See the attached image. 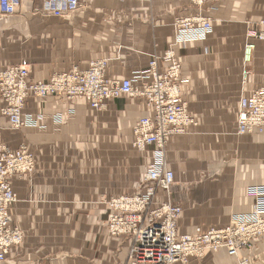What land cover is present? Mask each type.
<instances>
[{"label":"crops","instance_id":"0c3cea01","mask_svg":"<svg viewBox=\"0 0 264 264\" xmlns=\"http://www.w3.org/2000/svg\"><path fill=\"white\" fill-rule=\"evenodd\" d=\"M79 1L62 18L46 15L38 0H23L13 16L0 14V72L23 65L30 80L46 82L103 60L105 78L122 81L144 76L152 58L172 51L181 61L180 95L197 122L165 150L175 178L168 198L183 208L178 234L220 229L249 213L247 189L264 185V135L237 136L235 120L240 99L264 89V41L247 37L259 30L264 0ZM199 16L211 20L207 37L177 42V22ZM166 67L158 61L160 72ZM23 113L41 116V127L14 130L0 115V144L26 146L36 161L33 175L11 181L12 218L24 242L3 264H127L132 240L108 233L106 200L135 194L146 166L160 162L154 146L140 153L132 147L137 120L150 108L135 97L100 110L84 100L30 98ZM157 196L167 200L162 191ZM186 264H264V238L236 257L219 251Z\"/></svg>","mask_w":264,"mask_h":264},{"label":"built area","instance_id":"2783aa9c","mask_svg":"<svg viewBox=\"0 0 264 264\" xmlns=\"http://www.w3.org/2000/svg\"><path fill=\"white\" fill-rule=\"evenodd\" d=\"M41 10L57 18L75 13L79 0H38ZM132 1V0H129ZM22 0H0V14L14 15ZM259 30L249 31L248 38L264 41V19L257 24ZM177 42L204 40L211 32V20L205 17L184 19L177 22ZM254 45H246L245 62L250 61ZM166 62V70L160 72L158 61ZM180 59L172 51L161 58L154 57L148 63L146 74L150 81L138 83L141 76L122 81L107 80L104 76L106 63L93 60L87 70L77 68L70 72L52 74L46 82L28 81L26 66H13L0 73V98L4 106L1 114L14 130L24 126H39L41 116L25 119L23 108L27 98L36 100L48 97L73 102L84 100L92 110L121 97L140 98L150 108L151 115L139 118L133 129L132 147L144 152L154 146L160 162L153 160L144 172L137 192L127 196L111 198L109 207L112 215L107 222L110 236H126L132 240L127 264H186L190 258L202 259L209 253L224 251L235 257L241 250L250 249L264 238V186L251 187L247 196L253 200L251 212L235 216L232 222L220 229L206 233L179 235L178 222L182 215L180 204L169 200L174 186V174L166 167L165 150L169 139L186 133L197 126L189 114L187 104L179 90ZM247 72L243 73V80ZM238 133L252 128H264V89L258 88L239 101L236 117ZM240 130H242L240 132ZM36 167L34 155L26 146L15 152L0 145V262L12 249L23 243L21 230L12 221V208L16 195L11 181L33 175ZM164 192L167 200L160 201L157 193Z\"/></svg>","mask_w":264,"mask_h":264},{"label":"rangeland","instance_id":"374dc122","mask_svg":"<svg viewBox=\"0 0 264 264\" xmlns=\"http://www.w3.org/2000/svg\"><path fill=\"white\" fill-rule=\"evenodd\" d=\"M181 96V95H180ZM181 98H182V96H181ZM183 100V99H182ZM1 102H2V99H1ZM185 102V101H184ZM186 103V102H185ZM187 104V103H186ZM187 108H188V105H187ZM28 118V116L26 115V117H25V119H27ZM242 130H240V132H241ZM235 134L237 135V136H245V135H250V134H257V135H259V136H261V135H264V128H252V129H249V130H245L244 132H242V133H238V131H237V129L235 128ZM2 145H4V144H2ZM6 146V145H5ZM9 148V147H8ZM10 150H12V151H15V150H13V149H11V148H9ZM12 185V184H11ZM261 186H264V185H261ZM253 187H259V186H253ZM113 197H116V196H112V197H110V198H108L107 200H106V205H107V207H108V209H109V211H110V217H111V215H112V210H111V208L109 207V202H110V200H111V198H113ZM174 203H176V204H180V203H178V202H174ZM180 206H181V204H180ZM181 208H182V206H181ZM251 209H252V206H251ZM251 209H250V212H251ZM182 210H183V208H182ZM249 212V213H250ZM249 213H247V214H249ZM247 214H238V215H235V216H240V215H247ZM182 216V215H181ZM235 216H233V218L235 217ZM110 217H109V219H110ZM108 219V220H109ZM233 220V219H232ZM12 221H13V218H12ZM19 228V227H18ZM224 228V227H223ZM20 229V228H19ZM21 230V229H20ZM21 232H22V230H21ZM22 234H23V232H22ZM24 237V236H23ZM23 242H24V239H23ZM23 244V243H22ZM20 247V246H19ZM12 250H14V249H12ZM11 250V251H12ZM11 251H9V253L7 254V256L10 254V252ZM7 256H6V258L4 259V261L3 262H5L6 261V259H7ZM3 264V263H2Z\"/></svg>","mask_w":264,"mask_h":264},{"label":"bare ground","instance_id":"6f19581e","mask_svg":"<svg viewBox=\"0 0 264 264\" xmlns=\"http://www.w3.org/2000/svg\"><path fill=\"white\" fill-rule=\"evenodd\" d=\"M22 1H23V0H22ZM21 4H22V2H21ZM19 9H20V8H19ZM19 9H18V10H19ZM17 12H18V11H17ZM17 12H16V13H17ZM16 13H15V14H16ZM15 14H14V15H15ZM2 16H3V15H2ZM11 16H13V15H11ZM66 16H67V15H66ZM5 17H10V16H5ZM64 17H65V16H64ZM61 18H62V17H61ZM249 45H253V44H249ZM17 66H23V65H17ZM11 67H13V66H11ZM9 68H10V67L4 69L3 71H5V70H7V69H9ZM88 68H89V65H88V67H87L86 69H84V70H87ZM73 69H75V68H72L71 70H73ZM77 69H78V68H77ZM71 70H70V71H71ZM79 70H81V69H79ZM84 70H83V71H84ZM3 71H1L0 73H2ZM28 71H29V70H28ZM70 71H67V72H70ZM59 73H65V72H59ZM55 74H58V73H55ZM104 76H105V75H104ZM28 81H29V82H34V81L30 80L29 76H28ZM114 81H115V80H114ZM34 83H41V82H34ZM42 83H43V82H42ZM253 92H254V91H253ZM253 92H252V93H253ZM252 93H251V94H252ZM251 94H249L248 96H250ZM245 97H247V96H245ZM30 98H32V97L29 96V98L26 99L25 104H26L27 100L30 99ZM48 98H52V97H48ZM48 98H46V99H48ZM0 99H1V98H0ZM55 99H57V98H55ZM43 100H45V99H43ZM58 100H59V99H58ZM25 104H24V108H25ZM3 106H4V103L1 102L0 109H1ZM24 108H23V112H24ZM238 114H239V113H238ZM0 115L3 116V115L1 114V112H0ZM23 115L26 117V115H25L24 113H23ZM27 116H28V115H27ZM3 117H4V116H3ZM4 118H6V117H4ZM6 119H7V118H6ZM7 121H8V123L10 124L9 120H7ZM10 127H11V126H10ZM24 127H25V126H24ZM24 127H22V128H24ZM0 145H2V144H0ZM2 146H4V147H6L7 149H9V148H8L7 146H5V145H2ZM9 150H10V149H9ZM11 151H12V150H11ZM15 151H16V150H15ZM15 151H13V152H15ZM19 179H21V178H19ZM174 183H175V178H174ZM248 189H249V188H248ZM248 189H247V190H248ZM126 196H127V195H126ZM254 246H255V245H254ZM15 249H16V248H15ZM6 256H7V255H6ZM6 256H5V258H6ZM236 256H237V255H236ZM236 256H235V257H236ZM2 263H4V262H0V264H2Z\"/></svg>","mask_w":264,"mask_h":264}]
</instances>
